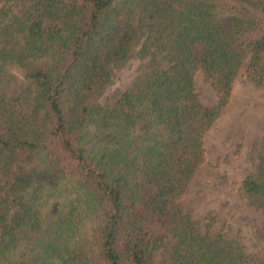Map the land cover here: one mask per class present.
Masks as SVG:
<instances>
[{
  "label": "trees",
  "instance_id": "1",
  "mask_svg": "<svg viewBox=\"0 0 264 264\" xmlns=\"http://www.w3.org/2000/svg\"><path fill=\"white\" fill-rule=\"evenodd\" d=\"M244 64L264 87V0H0V264H264L179 201ZM238 197L264 215V150Z\"/></svg>",
  "mask_w": 264,
  "mask_h": 264
},
{
  "label": "rangeland",
  "instance_id": "2",
  "mask_svg": "<svg viewBox=\"0 0 264 264\" xmlns=\"http://www.w3.org/2000/svg\"><path fill=\"white\" fill-rule=\"evenodd\" d=\"M140 73V62L133 61L117 74L116 89H128ZM19 78L23 74L16 71ZM195 90L201 103L213 106L217 95L200 72ZM204 162L180 198L184 209L201 222L204 232L222 229L248 252L264 254V243L251 234L250 221H264L263 212L238 197L242 179L254 171L264 150V87L253 84L243 65L233 83L228 102L203 138ZM166 242V247L169 245ZM164 250L154 254L153 264L165 261Z\"/></svg>",
  "mask_w": 264,
  "mask_h": 264
}]
</instances>
